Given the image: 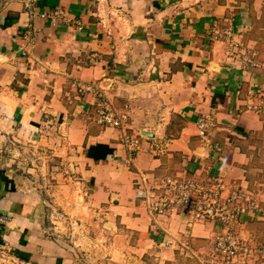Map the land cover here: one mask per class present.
I'll use <instances>...</instances> for the list:
<instances>
[{"label":"crops","instance_id":"obj_1","mask_svg":"<svg viewBox=\"0 0 264 264\" xmlns=\"http://www.w3.org/2000/svg\"><path fill=\"white\" fill-rule=\"evenodd\" d=\"M78 85L101 88L128 114L140 151L129 153L120 130L97 121L95 92ZM261 95L264 0H0V139L28 160L0 170V214L11 216L0 224V264H74L55 207L27 184L38 161L64 164L60 180L78 173L85 202L60 190L54 201L94 234L90 244L101 241V220L103 231L116 230L108 264L204 255L224 230L187 214L154 227L135 198L141 174L217 178L223 195L249 189L258 207L235 231L263 245L264 177L252 176L264 158V113L252 107Z\"/></svg>","mask_w":264,"mask_h":264},{"label":"built area","instance_id":"obj_2","mask_svg":"<svg viewBox=\"0 0 264 264\" xmlns=\"http://www.w3.org/2000/svg\"><path fill=\"white\" fill-rule=\"evenodd\" d=\"M78 87L79 91L95 92L98 99L97 121L120 130V142L129 153L140 151L139 137L127 132L128 114L116 111L101 88H94L92 85ZM252 107L254 111L263 114L264 95ZM207 125L206 120L200 123L202 137L208 135ZM134 189L135 198L150 213L154 227L160 217L168 214H187L198 222H222L224 230L215 238L212 255V260L218 264H233L234 260L238 264H264V244L253 246L235 231L236 225L240 224L239 217L249 209L258 207L249 189H235L228 195H223L224 183L217 178L194 180L170 176L149 177L142 174L135 178ZM10 217L8 214H0V224L7 222ZM166 244L173 245L175 240L168 239Z\"/></svg>","mask_w":264,"mask_h":264},{"label":"rangeland","instance_id":"obj_3","mask_svg":"<svg viewBox=\"0 0 264 264\" xmlns=\"http://www.w3.org/2000/svg\"><path fill=\"white\" fill-rule=\"evenodd\" d=\"M42 146H46L44 149H47V145L42 144ZM49 150V149H48ZM13 147L9 145V141H4L0 139V170H7V169H15L13 164V159L16 158H25V161L27 160V157L23 155V153H20V151L15 153L13 152ZM43 151V150H42ZM43 153H47L46 151ZM31 154V153H29ZM32 155V154H31ZM50 160V159H49ZM40 161H42L40 159ZM49 162H39L37 163V166L29 165L30 167H36L37 171L34 172L30 171V173H26V175H29V183L33 189L38 191L39 195L44 197L46 201L49 204L50 210H52V207H55L54 210L57 212L56 216L57 218L52 219L56 222V225L58 228H61L62 221L63 225L66 227L60 229L61 232L69 239L67 240V243L70 246V254H72V258L74 260V264H108L107 261H104V258H110V256L107 254L108 246H109V236H118L116 230H107L103 231V221L101 220V241H95L94 243L90 244V240H86L87 238H90L94 236V234L88 233L86 228L82 226V222L80 220H77L73 216H67L66 214H62L61 207L55 203V193L64 192V195L68 194H74L79 196L80 203H84L85 199L87 197V194H84L86 192L82 189L77 183H75L77 172L69 170V172L66 173V175L70 176V181L67 180H60L59 174L62 175L61 168L64 167V164H60V162L51 161ZM258 164L259 169L254 168L252 171V176L254 178H261L264 177V158L258 157ZM256 180H252V184L257 186ZM67 185L66 189L64 190L63 187ZM81 189V191H80ZM83 195V196H82ZM257 202V201H256ZM57 208V209H56ZM146 209V208H145ZM100 217L103 218V215H100ZM156 223V227H157ZM103 226V227H102ZM98 228V227H97ZM81 233V234H80ZM121 234L124 235V232L121 231ZM119 237V236H118ZM83 238V239H82ZM94 238V237H93ZM216 238V237H215ZM71 239V240H70ZM93 240H91L92 242ZM119 242H121V239H119ZM215 242V239H214ZM214 242L212 248H207L204 255H201L198 253V255H191V257L185 258L182 257L180 259H177L176 261H170L167 264H218V262L212 260L213 259V253H214ZM156 252L157 249H153L151 251V255H148V258H145L146 255H144L143 260L148 261L150 258H156V255L153 252ZM132 255H136V253H132ZM129 261H126V259H123V261L118 262V264H136V262H132L131 259H128ZM220 261V260H219ZM139 264H144L143 262ZM233 264H238L236 260L233 261Z\"/></svg>","mask_w":264,"mask_h":264},{"label":"water","instance_id":"obj_4","mask_svg":"<svg viewBox=\"0 0 264 264\" xmlns=\"http://www.w3.org/2000/svg\"><path fill=\"white\" fill-rule=\"evenodd\" d=\"M144 134H146V135H152V134H150V133H148V132H144Z\"/></svg>","mask_w":264,"mask_h":264}]
</instances>
